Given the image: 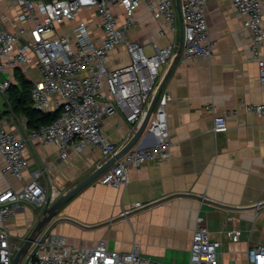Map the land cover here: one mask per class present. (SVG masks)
<instances>
[{"label": "crops", "instance_id": "0c3cea01", "mask_svg": "<svg viewBox=\"0 0 264 264\" xmlns=\"http://www.w3.org/2000/svg\"><path fill=\"white\" fill-rule=\"evenodd\" d=\"M259 1L264 11V0ZM115 12L123 24L122 7L116 6ZM17 13L15 1L0 0V28L13 31L18 25ZM206 18L210 38L216 43L214 57L183 63L175 53L158 79L156 93L164 84L161 94L171 97L167 107L171 156L129 167L128 184L120 189L101 183L103 173L66 204L56 217L59 222L45 231L64 236L75 248H93L103 241L112 251L127 253L137 247L143 256L163 263L188 264L196 219L201 216L211 238L223 243L220 264H248L249 247L264 246V117L247 113L241 105L242 101L264 103L259 67L249 50V20L236 11L232 0H207ZM136 20V26L127 33L129 40L145 46L180 43L179 15L177 31L172 32L167 24L152 17L144 1ZM79 22L87 23L93 36L102 34L97 12L89 10L60 26L57 33L69 34ZM128 63L123 46L109 54L111 70ZM24 75L32 83L40 78L34 62ZM1 98L2 110L7 112H0L4 116L0 122L8 118L9 130L26 138L31 131L26 119L10 112L7 94ZM209 107L216 115L227 117L226 129L214 130ZM103 130L118 153L132 139L128 125L119 116L105 119ZM26 157L29 169L20 181L3 174L0 154V193L21 191L31 174L41 171L40 182L49 189L55 186L61 197L107 162L100 150L91 146L82 153L70 150L64 160L57 144L43 145L36 140L28 141ZM135 203L144 207L123 217L122 213ZM42 210L22 205L7 223L13 241L22 245ZM233 230L241 233L237 242L226 237Z\"/></svg>", "mask_w": 264, "mask_h": 264}, {"label": "built area", "instance_id": "2783aa9c", "mask_svg": "<svg viewBox=\"0 0 264 264\" xmlns=\"http://www.w3.org/2000/svg\"><path fill=\"white\" fill-rule=\"evenodd\" d=\"M18 6L17 26L11 31L0 28V97L14 83V72H29L31 64L40 75L33 80L31 99L34 108L42 112L60 111L50 125L28 132L21 137L9 130L8 121L0 122V154L4 175L23 180L29 163L26 150L29 140L43 145L57 144L62 159L75 149L82 153L91 146L100 150L105 161L113 158L118 149L104 134V121L113 116L122 117L132 137L142 125L149 103L156 94L162 68L175 53L183 63L198 58L212 59L216 43L210 38L206 18L207 0H180L183 43L147 46L131 41L127 33L137 24L136 13L145 1L156 21H163L172 32L177 31L176 0H11ZM236 11L248 18L252 33L250 53L260 71L264 87V11L259 0H232ZM125 13L119 23L115 7ZM83 10L96 11L102 34L95 37L89 25L79 22L71 33H57L66 22L76 21ZM123 46L129 57L126 66L109 69V54ZM171 100L161 94L141 140L124 158L117 161L100 178L104 185L120 189L128 184L129 167L166 160L171 156L173 142L169 135L167 107ZM250 114L264 117V103L241 102ZM214 130L228 127L226 116L216 115L212 107ZM41 171L31 174V180L21 191L8 189L0 193V264H12L21 243L15 242L7 223L15 218L23 204L43 209L48 202L60 197L55 186H44ZM260 206V204L258 205ZM135 203L122 213L128 217L132 211L143 208ZM241 233H226L237 242ZM33 247L36 252L29 264H166L140 253L139 248L121 253L108 249L105 242L93 248H75L64 236L44 231ZM223 243L213 240L203 217L198 216L193 233L188 264H220ZM248 264H264V246H251L246 252Z\"/></svg>", "mask_w": 264, "mask_h": 264}, {"label": "water", "instance_id": "95a60500", "mask_svg": "<svg viewBox=\"0 0 264 264\" xmlns=\"http://www.w3.org/2000/svg\"><path fill=\"white\" fill-rule=\"evenodd\" d=\"M30 1H42V0H30ZM177 2V11L180 17L181 22V40L180 44L183 43V28H182V17L180 11V0H176ZM164 84H162L157 91L151 107L148 109L147 115L145 120L143 121L142 125L139 127L137 132L134 134L130 142L113 158L102 164L98 167L91 175H89L84 181L74 187L71 191L59 197L55 202L50 203L48 202L47 205L43 208L41 216L33 228L30 235L24 239L22 245L20 246L19 250L15 254L12 264H21L25 260V264H29L35 255L36 247H33L34 244L37 242L39 237L45 231V229L50 225L53 227L54 225L59 222L56 220V217L60 213L61 209L68 204L75 196H77L84 188L88 185L93 183L97 180L103 173H105L112 165H114L117 161L122 159L129 151H131L134 146L141 140L142 136L144 135L146 128L149 124L151 116L155 110L156 104L158 99L163 91ZM3 100L0 97V111L4 114L7 111H3ZM55 220V221H54ZM54 221V222H53ZM53 222V223H52Z\"/></svg>", "mask_w": 264, "mask_h": 264}, {"label": "trees", "instance_id": "16d2710c", "mask_svg": "<svg viewBox=\"0 0 264 264\" xmlns=\"http://www.w3.org/2000/svg\"><path fill=\"white\" fill-rule=\"evenodd\" d=\"M32 87L33 83L26 78L20 69H16L14 72V83L6 94L10 112L25 118L29 130H36L42 126L52 124L60 116L61 112H42L35 109L31 99ZM3 117L0 113V120Z\"/></svg>", "mask_w": 264, "mask_h": 264}, {"label": "rangeland", "instance_id": "374dc122", "mask_svg": "<svg viewBox=\"0 0 264 264\" xmlns=\"http://www.w3.org/2000/svg\"><path fill=\"white\" fill-rule=\"evenodd\" d=\"M21 264H25V260Z\"/></svg>", "mask_w": 264, "mask_h": 264}]
</instances>
